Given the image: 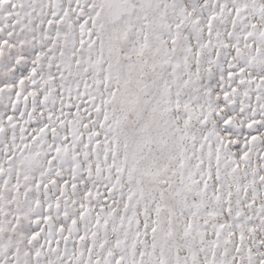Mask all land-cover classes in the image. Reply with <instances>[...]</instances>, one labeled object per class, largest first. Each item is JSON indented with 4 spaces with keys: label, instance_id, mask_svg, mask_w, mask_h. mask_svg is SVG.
Returning a JSON list of instances; mask_svg holds the SVG:
<instances>
[{
    "label": "snow or ice",
    "instance_id": "obj_1",
    "mask_svg": "<svg viewBox=\"0 0 264 264\" xmlns=\"http://www.w3.org/2000/svg\"><path fill=\"white\" fill-rule=\"evenodd\" d=\"M0 264H264V0H0Z\"/></svg>",
    "mask_w": 264,
    "mask_h": 264
}]
</instances>
